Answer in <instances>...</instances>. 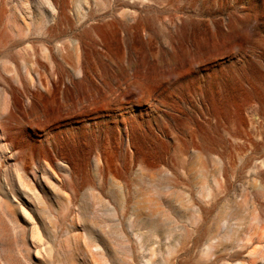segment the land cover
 I'll list each match as a JSON object with an SVG mask.
<instances>
[{
	"label": "rangeland",
	"instance_id": "obj_1",
	"mask_svg": "<svg viewBox=\"0 0 264 264\" xmlns=\"http://www.w3.org/2000/svg\"><path fill=\"white\" fill-rule=\"evenodd\" d=\"M121 2L0 0V264H264V0Z\"/></svg>",
	"mask_w": 264,
	"mask_h": 264
},
{
	"label": "bare ground",
	"instance_id": "obj_2",
	"mask_svg": "<svg viewBox=\"0 0 264 264\" xmlns=\"http://www.w3.org/2000/svg\"><path fill=\"white\" fill-rule=\"evenodd\" d=\"M124 3L122 4V5H118V9H115L114 10V13H113V15H112V19H111V22H109L108 23V25H106V26H93L92 28H91V30H89V32H94L96 35H99V36H101V35H105L107 32V30L106 29H108L109 27H115L117 24H119V26H120V23L121 22H119V20L117 19V17H116V13H117V11H119V9L121 8V7H119V6H126V9H127V14H128V16L130 17V19L131 20H134V19H136V17H137V15H142V14H144L145 15V17L146 18H144V21L147 23L148 21H149V19L150 18H147V15H148V13L146 12V9H144V7H145V5H146V3H148L150 0H128V1H124V0H122ZM118 2H121V0H118ZM116 3H117V0H116ZM122 3V2H121ZM102 17H105V15H102ZM141 18H143V17H141ZM139 19V18H138ZM141 20V19H140ZM143 20V19H142ZM143 22V21H142ZM149 23H150V21H149ZM141 24V23H140ZM100 25V24H99ZM84 33H85V31H84ZM85 35V34H84ZM85 37H86V35H85ZM87 37H88V35H87ZM86 37V38H87ZM13 46H14V44H13ZM1 54V53H0ZM203 148H204V151L205 152H207V154L209 155V153H211L212 151H214V147H213V144H212V142L210 141V140H206V141H204V145H203ZM19 178V177H18ZM19 184H20V186L21 187H23V183H22V181H21V179L19 178ZM204 209V208H203ZM203 214H204V217H208V215H209V211L208 210H205L204 212H203ZM206 219V218H205ZM262 219V218H261ZM218 260L216 261V262H213V263H211V264H217L218 262H219V260L220 259H222V257H219V258H217ZM263 261V260H262ZM186 264H188V263H186ZM263 264V263H262Z\"/></svg>",
	"mask_w": 264,
	"mask_h": 264
}]
</instances>
